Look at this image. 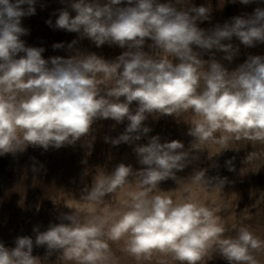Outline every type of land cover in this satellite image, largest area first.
Instances as JSON below:
<instances>
[{
    "label": "clouds",
    "instance_id": "obj_1",
    "mask_svg": "<svg viewBox=\"0 0 264 264\" xmlns=\"http://www.w3.org/2000/svg\"><path fill=\"white\" fill-rule=\"evenodd\" d=\"M35 3L0 0V155L29 145L44 150L73 145L101 119L129 122L119 136L105 137L117 146L146 136L149 115L184 119L191 112L192 118L184 120L194 138L188 150L178 140L161 143L158 135L136 145L138 162L146 167L134 172L120 163L111 174L97 173L82 189L85 207L63 215L70 223L51 224L43 232L34 229L35 245H46L48 255L59 251L71 264H108L109 242L122 243L137 262L159 255L179 264H204L218 251L229 264H258L255 253L264 249V242L247 228L235 238H224L225 227L214 209L191 197L173 199L158 185L175 179V172L209 144L221 151L232 140L264 144V56L250 55L229 71L215 58L202 59L193 48L220 51L232 61L238 47L225 41L236 37L246 47L264 44V7L205 31L197 21L209 19L210 6L189 5L188 0H75L71 8L76 15L61 10L55 28L78 33L97 48L107 44L125 50L113 59L77 51L69 58L46 60L44 48L26 46L21 39L28 34L21 19L35 15ZM46 23L52 25L50 19ZM188 181L215 189L222 188L225 178L206 177V170H198ZM130 184L135 189L127 192L123 210L104 207L98 212L106 196ZM33 246L29 236L18 237L11 249L0 244V264H42L33 256Z\"/></svg>",
    "mask_w": 264,
    "mask_h": 264
},
{
    "label": "rangeland",
    "instance_id": "obj_2",
    "mask_svg": "<svg viewBox=\"0 0 264 264\" xmlns=\"http://www.w3.org/2000/svg\"><path fill=\"white\" fill-rule=\"evenodd\" d=\"M73 2L75 0H36L35 15L21 19V26L28 30V34L21 37L26 46L44 48L42 56L46 60L55 56L69 58L77 51L113 59L125 50L107 44L97 48L87 38L81 39L78 33L55 28L61 10H67L73 17L76 15L71 8ZM106 2L101 0V3ZM159 2L166 3L168 0ZM172 2L175 3V0ZM188 4L210 6L209 19L197 21L199 28L210 31L217 24L231 22L233 17L252 14L256 7H264V0H253L247 5L239 0H188ZM22 7L26 8L27 5ZM49 19L51 26L46 23ZM73 40L77 43L69 49L68 44ZM54 43H63L64 47L54 50ZM225 43L238 47L232 61L224 59L223 52H204L196 46L193 48L201 52L202 59L215 58L229 71L244 63L250 55L264 56V44L246 47L236 37ZM137 107L136 102L130 106L133 112ZM191 118V112L184 116L186 120ZM184 119L149 115L144 125L151 131L146 136L132 144L121 143L117 146L106 142L105 137L119 136L129 122L125 120L118 124L112 119H101L93 124L88 136L73 145L59 149L50 147L48 150L29 145L23 151L0 155V244L11 249L15 247L18 237L29 236L34 242L32 254L40 257L42 264H71L59 257V251L48 255L46 245H35L37 231L34 229L43 232L51 224L70 223L63 219V215L85 207V202L80 200L82 189L85 185H91L97 173L111 174L120 163L130 165L134 172L146 167L138 162L134 148L147 144L150 137L158 135L161 143L181 141L184 150H188L194 138L187 134L190 125ZM228 147L221 151L217 145L209 144L206 149L195 152L197 158L192 159L182 171L175 172V179L161 181L158 187L173 199L191 197L214 209L225 227L224 238H235L241 228H247L264 242V144L240 139L230 141ZM250 155L253 158L248 159ZM229 161L231 163H227ZM198 170H206V177L225 178L222 188L205 189L190 184L188 179ZM134 189L135 185L130 184L117 194L106 196L105 205L98 212L104 207L123 210L124 202L128 199L127 192ZM109 247L111 260L108 264H179L171 257L159 255H154L150 261L137 262L123 251L122 243L109 242ZM255 256L258 264H264V249ZM204 264L229 262L214 251L212 258L206 259Z\"/></svg>",
    "mask_w": 264,
    "mask_h": 264
}]
</instances>
